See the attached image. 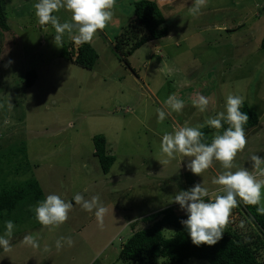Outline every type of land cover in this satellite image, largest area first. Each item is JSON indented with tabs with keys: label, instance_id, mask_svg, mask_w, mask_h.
Here are the masks:
<instances>
[{
	"label": "rangeland",
	"instance_id": "rangeland-1",
	"mask_svg": "<svg viewBox=\"0 0 264 264\" xmlns=\"http://www.w3.org/2000/svg\"><path fill=\"white\" fill-rule=\"evenodd\" d=\"M138 1L51 0L53 24L44 27L38 0H6L0 184L35 178L44 194L37 213L55 214L38 227L0 220V264H121V245L151 226L144 218L193 212L219 193L233 202L249 188L264 210V0H149L169 33L127 58L132 73L113 45ZM81 38L98 54L92 70L60 57ZM29 70L38 78L25 88ZM239 103L259 115L258 126L205 154L189 146L188 135ZM97 135L115 157L108 174L93 156ZM22 145L24 173L15 172ZM228 218L253 228L244 214Z\"/></svg>",
	"mask_w": 264,
	"mask_h": 264
},
{
	"label": "trees",
	"instance_id": "trees-1",
	"mask_svg": "<svg viewBox=\"0 0 264 264\" xmlns=\"http://www.w3.org/2000/svg\"><path fill=\"white\" fill-rule=\"evenodd\" d=\"M78 8L82 9L79 5ZM38 11L41 24L44 27L51 26V0H38ZM9 31L7 2L0 0V52L3 35ZM168 33L162 12L155 1L135 2L134 19L114 40L115 56L134 73L127 58L143 45L166 38ZM72 46L64 45L60 57L79 68L92 70L98 61V54L91 43L81 38L76 48ZM260 48L264 51V36ZM37 78L36 71H26L25 88H31ZM259 120V115L253 109L245 103H239L228 107L224 117L188 135L187 142L195 152L205 154L255 128ZM93 148V156L101 172L108 174L115 157L107 152L106 138L103 135L94 136ZM16 150L21 156L20 163L24 164L15 172L20 170L24 173L30 166L26 148L22 145ZM3 181L0 184V220L6 226L25 223L27 220L36 221V227L44 226L54 216L51 208L37 213L36 209L44 201V194L35 178L12 184ZM202 200L204 204L193 212L178 215L172 208H167L144 218L143 222H151V226L134 232L121 245L120 263L154 264L161 258L169 264H183L191 259L207 264H264L259 255L264 250V210L259 208L251 189L241 190L233 202L226 201L223 193L217 194L214 200L205 197ZM233 214H244L245 222L250 221L253 228L246 230L243 224L242 227L233 228L235 223L226 221ZM168 229H171L172 235L166 237Z\"/></svg>",
	"mask_w": 264,
	"mask_h": 264
}]
</instances>
